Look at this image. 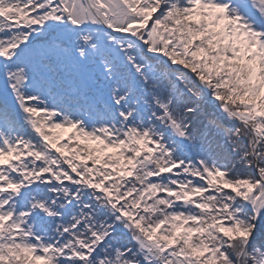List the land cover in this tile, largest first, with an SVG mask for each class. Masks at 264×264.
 I'll return each instance as SVG.
<instances>
[{
    "label": "snow or ice",
    "instance_id": "snow-or-ice-1",
    "mask_svg": "<svg viewBox=\"0 0 264 264\" xmlns=\"http://www.w3.org/2000/svg\"><path fill=\"white\" fill-rule=\"evenodd\" d=\"M0 264H264V0H0Z\"/></svg>",
    "mask_w": 264,
    "mask_h": 264
}]
</instances>
